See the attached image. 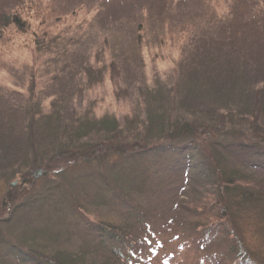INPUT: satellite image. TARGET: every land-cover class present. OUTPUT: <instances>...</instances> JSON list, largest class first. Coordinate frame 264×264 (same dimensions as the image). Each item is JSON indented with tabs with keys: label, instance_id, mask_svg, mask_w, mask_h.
<instances>
[{
	"label": "trees",
	"instance_id": "trees-1",
	"mask_svg": "<svg viewBox=\"0 0 264 264\" xmlns=\"http://www.w3.org/2000/svg\"><path fill=\"white\" fill-rule=\"evenodd\" d=\"M245 10L264 5L247 0ZM8 11H0V56L12 53L5 39L21 35L37 62L26 87L0 89V180L40 181L22 205L35 218L47 210L59 218L68 206L79 216L67 245L50 249L39 238L8 262L264 264V25L211 22L168 77L149 83L144 50L162 49L165 34L141 31L128 47L105 43L92 61L69 60L42 0ZM106 84L122 120L96 114L91 97ZM75 186L89 191L85 202ZM80 205L113 214L100 221ZM172 239L180 254L166 253Z\"/></svg>",
	"mask_w": 264,
	"mask_h": 264
},
{
	"label": "rangeland",
	"instance_id": "rangeland-1",
	"mask_svg": "<svg viewBox=\"0 0 264 264\" xmlns=\"http://www.w3.org/2000/svg\"><path fill=\"white\" fill-rule=\"evenodd\" d=\"M16 1L0 0V11L3 9L8 11ZM42 1L48 11L45 14L48 16L47 22L45 21L47 25L50 24V18L57 17L60 21L55 31L62 35V46L66 50L62 49L67 53L69 60L92 61L94 54L101 50L105 43L111 46L128 47L141 31L149 32L150 40L157 34L160 38L165 34V41L168 42L162 49L157 50L155 46L157 43H151L150 48L144 50V71L149 83L157 78L168 77L178 66L189 41L196 36L208 33L212 29L211 22L213 24L216 21H219L218 23L256 22L257 30L264 25V11L254 15L249 13L245 10L247 0ZM259 1L261 5H264V0ZM183 23L185 24L181 25ZM242 29L247 34L252 32L248 27H242ZM171 34L174 41L171 40ZM168 36L170 40L166 38ZM5 40L12 53L0 56V89L13 92L26 87L29 68L36 65L37 57L32 56V44L26 36H8ZM45 58L41 57L40 63ZM91 98L98 100L96 114L111 113L120 120L126 114L125 110H121L120 104L116 103L113 87L110 84L97 89ZM95 171L98 172L96 169ZM11 183L14 186L9 185L8 179L0 180V264H11L8 261L17 262L18 252L27 249L26 243L30 247L35 240L43 244L39 238L44 240L43 245L53 249L58 243L67 245L74 236H78L73 233L69 225L71 221L78 220L79 217L78 212L71 207L68 206L66 212L59 218L51 214L49 210L43 213L42 218H35L36 214L30 212L28 205L22 206L40 193V181L36 184L37 187L31 183L23 185V180L19 177H15ZM75 187L78 199L81 203L85 202L83 198L89 191L79 190L80 186ZM58 189L61 193L63 192L60 188ZM87 197L90 196L87 195ZM87 208L80 205L79 209L86 215L87 212L91 214L95 212L92 205ZM99 209L101 210H97L95 216L100 221L111 218L110 214H113L111 206L104 205ZM172 240H168L166 253L177 250L180 254L182 251L178 249V244H174V239ZM182 256L188 261L191 257L187 251L183 252Z\"/></svg>",
	"mask_w": 264,
	"mask_h": 264
}]
</instances>
